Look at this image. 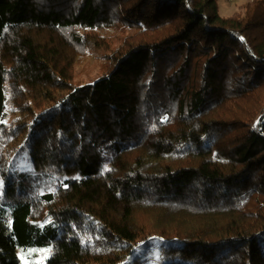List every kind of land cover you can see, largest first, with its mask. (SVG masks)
Here are the masks:
<instances>
[{
  "label": "trees",
  "instance_id": "1",
  "mask_svg": "<svg viewBox=\"0 0 264 264\" xmlns=\"http://www.w3.org/2000/svg\"><path fill=\"white\" fill-rule=\"evenodd\" d=\"M103 60L89 83L74 68ZM26 149L29 171L13 161ZM264 0H0V264H264Z\"/></svg>",
  "mask_w": 264,
  "mask_h": 264
},
{
  "label": "rangeland",
  "instance_id": "2",
  "mask_svg": "<svg viewBox=\"0 0 264 264\" xmlns=\"http://www.w3.org/2000/svg\"><path fill=\"white\" fill-rule=\"evenodd\" d=\"M253 0H217L218 11L222 17H229L240 12L242 5ZM103 60L98 58V54H91L81 61L74 68V80L80 83H89L99 75ZM15 169L19 171H29L31 166L28 162V153L24 149L13 161ZM258 248L264 256V234L258 237ZM160 238L149 236L133 246L127 257L120 264H169L177 261L176 257H163L160 255ZM16 254L20 264H43L47 250L38 247L17 246Z\"/></svg>",
  "mask_w": 264,
  "mask_h": 264
}]
</instances>
